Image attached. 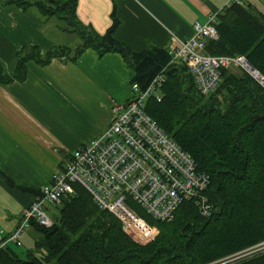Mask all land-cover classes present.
Here are the masks:
<instances>
[{
    "label": "trees",
    "instance_id": "16d2710c",
    "mask_svg": "<svg viewBox=\"0 0 264 264\" xmlns=\"http://www.w3.org/2000/svg\"><path fill=\"white\" fill-rule=\"evenodd\" d=\"M9 2L44 19L59 18L63 29L82 42L45 50L24 45L11 74L0 63V83L25 80L29 61L76 60L88 48L99 55L120 53L134 70L132 82L142 89L165 69L163 98H150L146 110L209 175L206 194L214 211L205 217L194 202L185 201L172 220L157 221L139 210L158 227L155 240L139 244L115 215L75 184L51 226L32 223L41 233L35 249L22 258L8 245L0 250V264H264V88L244 71L222 68L216 89L202 95L187 66L172 61L168 48L133 51L116 39L115 10L110 27L99 33L78 19V0ZM217 16L218 38L207 39L206 51L244 54L264 73V13L244 2L226 6Z\"/></svg>",
    "mask_w": 264,
    "mask_h": 264
},
{
    "label": "crops",
    "instance_id": "0c3cea01",
    "mask_svg": "<svg viewBox=\"0 0 264 264\" xmlns=\"http://www.w3.org/2000/svg\"><path fill=\"white\" fill-rule=\"evenodd\" d=\"M9 1L0 0V63L5 73L15 70L16 55L24 45L42 50L70 46L55 38L52 18L61 22V32L74 33L63 29L62 20L44 19L33 9L24 10ZM227 2L78 0L77 17L104 33L115 10L120 20L116 39L133 51L155 46L169 49L176 36L189 39L195 22L204 23ZM244 2L264 13V0ZM133 76V68L120 53L99 55L88 48L76 60L54 58L46 65L29 61L25 80L0 83V231L12 233L25 207L39 196L21 186L42 191L51 185L72 151L110 125L112 105L128 102ZM10 246L17 252L14 243ZM18 255L25 258L27 253Z\"/></svg>",
    "mask_w": 264,
    "mask_h": 264
},
{
    "label": "built area",
    "instance_id": "2783aa9c",
    "mask_svg": "<svg viewBox=\"0 0 264 264\" xmlns=\"http://www.w3.org/2000/svg\"><path fill=\"white\" fill-rule=\"evenodd\" d=\"M232 3L244 4V0H228L227 6ZM217 15H209L204 23L195 22L189 39L176 36L175 45L169 48L172 61L187 66L202 95L216 89L222 68H239L264 88V73L246 55L206 51L207 39L218 38ZM165 82L163 69L145 89L137 82L131 83L128 102L113 103L110 125L72 151L53 183L25 207L12 233L0 231V250L10 243L22 245L21 236L33 222L51 226L54 221L46 203L60 205L74 193L75 184L85 188L100 208L115 215L123 230L138 243H148L158 235V227L139 210L154 220L170 221L183 202L192 201L203 216L212 215L214 205L206 194L209 175L146 110L150 98L162 100Z\"/></svg>",
    "mask_w": 264,
    "mask_h": 264
},
{
    "label": "rangeland",
    "instance_id": "374dc122",
    "mask_svg": "<svg viewBox=\"0 0 264 264\" xmlns=\"http://www.w3.org/2000/svg\"><path fill=\"white\" fill-rule=\"evenodd\" d=\"M52 19H53L52 23H53L54 29H55L54 34H55V38L57 40H61V42L65 43V44H69L72 47H76L78 44H80L82 42V39L79 37V35L77 33H68L65 31L61 32L58 29V26L61 25V22L56 18H52ZM51 30H52V28H51ZM231 69L235 72H243L239 68H231ZM129 86H130V94H131V85H129ZM45 207H46L47 212L49 213V215L51 216V218L53 220L58 218V216L60 214L59 205H52V204L46 203ZM40 236H41V233L38 232L37 229H35L34 227H31V228L28 227L23 232V234L21 236L22 245L14 244L15 250L19 254H21L22 256H25V254L28 252L29 249H31V248L35 249V247H34L35 246V240L39 239ZM139 244H146V243H139Z\"/></svg>",
    "mask_w": 264,
    "mask_h": 264
}]
</instances>
